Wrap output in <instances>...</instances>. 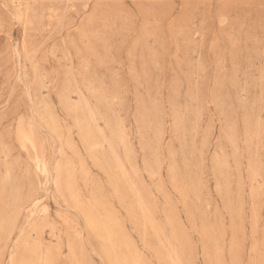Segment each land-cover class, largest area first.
Here are the masks:
<instances>
[{
  "label": "rangeland",
  "instance_id": "obj_1",
  "mask_svg": "<svg viewBox=\"0 0 264 264\" xmlns=\"http://www.w3.org/2000/svg\"><path fill=\"white\" fill-rule=\"evenodd\" d=\"M0 264H264V0H0Z\"/></svg>",
  "mask_w": 264,
  "mask_h": 264
},
{
  "label": "bare ground",
  "instance_id": "obj_2",
  "mask_svg": "<svg viewBox=\"0 0 264 264\" xmlns=\"http://www.w3.org/2000/svg\"><path fill=\"white\" fill-rule=\"evenodd\" d=\"M35 63H36V62H35ZM17 69H18V68H17ZM76 109H77V108H75L74 110H76ZM81 109H82V108H81ZM87 109H89V108H87ZM81 111H83V110H81ZM84 111H85V110H84ZM81 113H82V112H81ZM49 114H50V113H49ZM90 115H91V113H90ZM46 116H47V114H46ZM86 116H87V114H86ZM89 118H90V117H89ZM92 118H93V117H92ZM86 119H88V118H86ZM93 119H94V118H93ZM89 120H91V118H90ZM84 121H86V120H84ZM91 121H92V120H91ZM92 122H93V121H92ZM76 124H77V123H76ZM94 124H95V123H94ZM81 125H82V123H81ZM82 126H83V125H82ZM87 126H88V125H87ZM91 126H92V124H91ZM89 127H90V125H89ZM93 127H94V126H93ZM82 128H83V127H82ZM87 128H88V127H87ZM71 129H72V128H71ZM83 129H84V128H83ZM90 129H91V128H90ZM92 130H94V129H92ZM84 131H85V129H84ZM95 131H96V130H95ZM91 132H93V131H91ZM97 132H98V131H97ZM100 132H101V131H100ZM100 132H98L97 135H98ZM120 132H121V131H120ZM84 133H85V132H84ZM101 133H102V132H101ZM82 134H83V133H82ZM92 134H93V133H92ZM89 135H90V134H89ZM121 135H122V133H121ZM86 136H87V135H86ZM91 136H92V135H91ZM91 136H89V138H90ZM93 136H94V135H93ZM119 136H120V135H119ZM87 137H88V136H87ZM112 137H113V136H112ZM121 137H122V136H121ZM84 138H85V137H84ZM94 138H95V137H94ZM94 138H93V139H94ZM97 138H98V137H97ZM101 138H102V136H101ZM115 138H116V137H115ZM99 139H100V137H99ZM99 139H98V140H99ZM87 140H89V139H87ZM106 141H107V140H106ZM88 142H89V141H88ZM104 142H105V140H104ZM104 142H103V143H104ZM84 143H85V142H84ZM101 143H102V142H101ZM106 143H107V142H106ZM106 143H104V144H106ZM108 144H109V143H108ZM108 144H107V145H108ZM92 145H94V144H92ZM97 145H98V144H97ZM99 145H100V144H99ZM125 145H126V144H125ZM90 147H91V146H90ZM92 147H93V146H92ZM95 147H96V146H95ZM95 147H93V148H95ZM101 147H102V145H101ZM110 149H111V148H110ZM110 149H109V150H110ZM112 149H113V148H112ZM96 150H97V148H96ZM126 150H127V149H126ZM112 153H113V152H112ZM114 153H115V152H114ZM109 154H110V153H109ZM110 155H111V154H110ZM103 156H105V155H103ZM115 156H116V155H115ZM108 159H109V157L107 158V160H108ZM116 159H117V158H116ZM35 160H36V159H35ZM111 160H112V159H111ZM118 160H119V159H118ZM116 161H117V160H116ZM105 162H106V161H105ZM107 162H108V161H107ZM117 163H118V162H117ZM113 164H114V163H113ZM118 164H119V163H118ZM110 165H111V164H110ZM111 166H113V165H111ZM119 167L121 168L122 165H120ZM117 168H118V167H117ZM36 169H37V168H36ZM114 169H115V168H114ZM121 171H123L122 168H121ZM121 171H120V172H121ZM124 171H125V170H124ZM116 172H117V170H116ZM120 172H119V173H120ZM117 175H118V174H117ZM124 175H125V174H124ZM7 176H9V174H8ZM125 177H127V175H126ZM84 178H85V177H84ZM116 178H117V177H116ZM122 178H123V177H122ZM8 179H9V178H8ZM59 180H60V178H59ZM115 181H116V179H115ZM130 181H131V180H130ZM113 182H114V181H113ZM117 182H118V181H117ZM119 182H120V181H119ZM127 182H128V181H127ZM125 183H126V182H125ZM125 183H124V184H125ZM116 184H117V183H116ZM126 184H127V183H126ZM116 186H117V185H116ZM66 187H67V185H66ZM66 190H67V189H66ZM114 190H116V189L114 188ZM128 190H129V189H128ZM68 191H69V190H68ZM118 191H119V189H118ZM31 201H32V200H31ZM85 201H86V200H85ZM87 201H88V200H87ZM95 203H96V201H95ZM95 203L92 202V204H95ZM92 204H91V205H92ZM140 207H141V205H140ZM88 208H89V206H88ZM90 208H91V207H90ZM77 210H78V209H77ZM88 211H89V210H88ZM100 211H102V210H100ZM90 212H92V211L90 210ZM106 212H107V211H106ZM84 213H85V210H84ZM96 213H97V212H96ZM100 213H101V212H100ZM85 214H87V213H85ZM97 214H98V213H97ZM92 217H93V215H92ZM84 218H85V217H84ZM102 225H103V224H102ZM105 226H106V225H105ZM91 227H92V224H91ZM102 227H103V226H102ZM121 227H122V226H121ZM92 228H93V227H92ZM92 228H91V229H92ZM91 229H90V230H91ZM104 229H105V227H104ZM92 230H93V229H92ZM107 230H108V229H107ZM116 232H117V231H116ZM105 234H106V233H105ZM105 239H106V238H105ZM108 241H109V240H108ZM107 245H108V243H107ZM108 248H110V247H108ZM109 250H110V249H109ZM109 255H110V254H109ZM116 257H117V256H116ZM111 258H112V257H111Z\"/></svg>",
  "mask_w": 264,
  "mask_h": 264
}]
</instances>
